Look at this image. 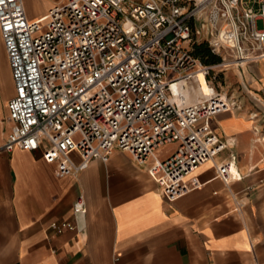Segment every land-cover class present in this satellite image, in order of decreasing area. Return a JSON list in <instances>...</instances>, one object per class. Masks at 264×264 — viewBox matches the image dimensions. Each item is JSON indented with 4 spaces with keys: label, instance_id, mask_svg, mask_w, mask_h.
<instances>
[{
    "label": "built area",
    "instance_id": "obj_1",
    "mask_svg": "<svg viewBox=\"0 0 264 264\" xmlns=\"http://www.w3.org/2000/svg\"><path fill=\"white\" fill-rule=\"evenodd\" d=\"M53 2L30 20L22 0H0V36L14 86L5 101L0 153L40 150L60 174L75 175L90 160L106 161L120 149L147 164L169 201L198 185L186 177L206 161L226 186L240 178L232 152L217 160L229 144L211 127L218 114L242 109L240 97L208 80L207 97L188 104L172 86L191 82L197 69L207 79L216 67L264 59V0ZM200 37L218 63L202 65L193 56ZM255 142L264 146V124ZM85 209L77 197L73 215L83 217ZM49 228L59 234L77 225L54 220Z\"/></svg>",
    "mask_w": 264,
    "mask_h": 264
},
{
    "label": "crops",
    "instance_id": "obj_2",
    "mask_svg": "<svg viewBox=\"0 0 264 264\" xmlns=\"http://www.w3.org/2000/svg\"><path fill=\"white\" fill-rule=\"evenodd\" d=\"M22 1L30 20L54 3ZM233 68L243 107L218 114L211 127L229 144L217 160L232 152L240 178L226 186L206 161L186 177L198 185L169 201L147 164L120 149L75 175L60 174L40 150L1 152L0 264H264V146L255 142L264 124V59ZM3 73L0 61V107L14 94L11 76L7 86ZM72 158L80 161L75 153ZM79 196L83 217L72 213ZM54 220L77 229L57 234L49 228Z\"/></svg>",
    "mask_w": 264,
    "mask_h": 264
},
{
    "label": "rangeland",
    "instance_id": "obj_3",
    "mask_svg": "<svg viewBox=\"0 0 264 264\" xmlns=\"http://www.w3.org/2000/svg\"><path fill=\"white\" fill-rule=\"evenodd\" d=\"M256 26L257 28H262L263 27V21L262 19H258L256 21ZM201 43H206V40L203 37L198 38V41L195 42L194 44H201ZM193 44V45H194ZM193 45L191 46L193 50ZM0 61L1 65L3 66V81L7 82V86L10 84V73L7 74L6 72V65H7V57L6 53L4 51L2 43L0 44ZM198 61L202 65H213V64H205L202 62L201 59L198 58ZM260 68V64H259ZM207 81L209 80L210 83L217 88L218 90L226 91L228 95H235L238 96L242 92L241 84H240V79L238 74H236L235 69L231 66L228 67L227 69H220L218 67L214 68L212 71H210V75L206 79ZM0 95H2V91L0 90ZM10 97V96H9ZM7 97V99L9 98ZM5 102L2 100L1 101V121H0V131L5 128L6 126V111H5ZM174 148V144L168 145L165 147L164 151L161 152V154H165L170 152Z\"/></svg>",
    "mask_w": 264,
    "mask_h": 264
},
{
    "label": "bare ground",
    "instance_id": "obj_4",
    "mask_svg": "<svg viewBox=\"0 0 264 264\" xmlns=\"http://www.w3.org/2000/svg\"><path fill=\"white\" fill-rule=\"evenodd\" d=\"M232 67H236L235 64ZM174 94L182 93L184 102L196 103L207 97L208 82L201 69L196 70V77L191 82L183 81L172 86Z\"/></svg>",
    "mask_w": 264,
    "mask_h": 264
},
{
    "label": "trees",
    "instance_id": "obj_5",
    "mask_svg": "<svg viewBox=\"0 0 264 264\" xmlns=\"http://www.w3.org/2000/svg\"><path fill=\"white\" fill-rule=\"evenodd\" d=\"M192 54L196 58L201 59L205 64H213L220 61V58L210 51L206 43L194 44Z\"/></svg>",
    "mask_w": 264,
    "mask_h": 264
}]
</instances>
